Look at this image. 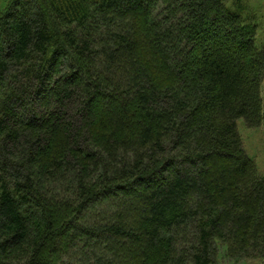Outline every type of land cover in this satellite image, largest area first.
I'll return each instance as SVG.
<instances>
[{
	"label": "trees",
	"instance_id": "obj_1",
	"mask_svg": "<svg viewBox=\"0 0 264 264\" xmlns=\"http://www.w3.org/2000/svg\"><path fill=\"white\" fill-rule=\"evenodd\" d=\"M246 2L4 3L0 264H264Z\"/></svg>",
	"mask_w": 264,
	"mask_h": 264
},
{
	"label": "rangeland",
	"instance_id": "obj_2",
	"mask_svg": "<svg viewBox=\"0 0 264 264\" xmlns=\"http://www.w3.org/2000/svg\"><path fill=\"white\" fill-rule=\"evenodd\" d=\"M6 1L7 0H0V10ZM246 3L248 5L249 15L252 16L253 20L256 21L259 26V34L257 41L259 45H262L264 44V0H247ZM261 96L263 98V103H264V83L262 85ZM263 109H264V104H263ZM238 131L240 136L242 137L243 146L247 155L250 157V159H252L255 162L258 173L260 175H264V121L258 128H254V129L248 128L245 125L244 121H240L238 125ZM117 196L119 201H122V200L130 199V197H132L133 195L132 193L131 194L128 193L125 196L123 193L119 192ZM116 200L114 199L111 202H115ZM106 211L108 213L122 214V211L119 210L109 211V209H107L106 206L101 207L99 210H97L96 213L102 214ZM82 237L86 242H89V239L85 235ZM219 264H235V263L232 262L231 259H228L227 257H223ZM242 264H255V263L244 261Z\"/></svg>",
	"mask_w": 264,
	"mask_h": 264
}]
</instances>
